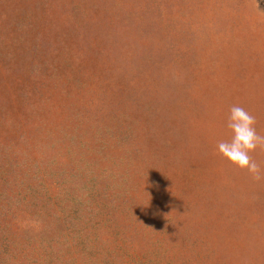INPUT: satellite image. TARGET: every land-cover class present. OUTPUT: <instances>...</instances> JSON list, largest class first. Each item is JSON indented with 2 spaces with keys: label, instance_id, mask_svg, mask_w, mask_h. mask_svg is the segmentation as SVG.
Segmentation results:
<instances>
[{
  "label": "rangeland",
  "instance_id": "obj_1",
  "mask_svg": "<svg viewBox=\"0 0 264 264\" xmlns=\"http://www.w3.org/2000/svg\"><path fill=\"white\" fill-rule=\"evenodd\" d=\"M232 105L264 135V0H0V264H264Z\"/></svg>",
  "mask_w": 264,
  "mask_h": 264
},
{
  "label": "clouds",
  "instance_id": "obj_2",
  "mask_svg": "<svg viewBox=\"0 0 264 264\" xmlns=\"http://www.w3.org/2000/svg\"><path fill=\"white\" fill-rule=\"evenodd\" d=\"M226 127L230 137L217 142V153L235 167L247 171L254 180L264 178L260 165L251 156L258 148H264V135L258 133L255 117L244 107L232 105Z\"/></svg>",
  "mask_w": 264,
  "mask_h": 264
}]
</instances>
